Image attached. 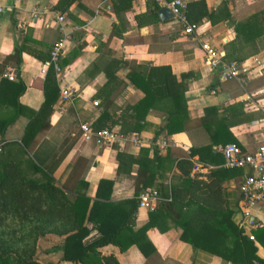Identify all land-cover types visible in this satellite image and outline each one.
Masks as SVG:
<instances>
[{
    "label": "crops",
    "instance_id": "obj_1",
    "mask_svg": "<svg viewBox=\"0 0 264 264\" xmlns=\"http://www.w3.org/2000/svg\"><path fill=\"white\" fill-rule=\"evenodd\" d=\"M107 4L110 6L109 0H0V80L16 71L14 79L6 78L0 89V116L12 114L11 107L4 103L10 96L6 89L10 82L19 79L24 86L18 96L21 112L7 126L0 145V167L14 164L27 178L40 179L45 174L56 185L66 183L83 190L90 199L94 198L98 180L109 179V198L119 200L134 196L137 164L132 163L126 173V166L117 167L116 152L135 157L144 149L147 157L158 154L161 165L143 188L173 184L179 189L178 202L184 213L190 209L194 214L210 216V224L227 218L248 236H253L251 231L257 227L264 229V201L251 209L250 220L258 226L242 224L238 186L249 168L224 167L221 155L213 150L217 144L233 143L242 153L251 154L263 143L264 0L190 1L186 16L198 28L189 36L181 33L172 17H158L160 6L155 0H132L117 16L111 7L110 11L101 8ZM57 14L63 15L61 27ZM63 35L67 37L59 59L63 75L60 82L55 77L58 93L49 125L25 148L21 143L24 126L34 118V112L39 115L44 98L46 73L40 72L41 64L48 58L51 45ZM203 40H209L221 57L233 49L246 55L235 63L239 71L234 77L220 80L218 68L206 64L199 47ZM235 40L233 48L230 45ZM18 48L16 63L13 53ZM61 87H69L71 92L60 106ZM161 93L165 94L158 96ZM93 101L98 105L93 106ZM104 106L109 116L131 106L128 112L140 125V145L95 147L80 139L78 124L92 126ZM179 108L187 119L184 129L170 134L162 130L155 136L167 113ZM155 138L166 140L167 145L154 149L151 142ZM191 149L196 151L189 155ZM185 158L212 168L204 174H192L189 169V182H183L177 162ZM79 159L84 161L81 170L82 162L76 163ZM72 166L78 167V175L69 176ZM150 210L136 208L132 230L147 221ZM179 233L180 229L168 221H158L145 232L154 248L148 256L134 244L123 251L106 244L97 251L99 255H112L117 264H240L182 241ZM97 237L92 233L87 241ZM63 238V234L55 233L39 236L35 244L37 260L41 264H78L61 260L60 250L47 252L60 245ZM254 246L256 257L264 264V246L258 241ZM252 264L257 263L252 260Z\"/></svg>",
    "mask_w": 264,
    "mask_h": 264
},
{
    "label": "trees",
    "instance_id": "obj_2",
    "mask_svg": "<svg viewBox=\"0 0 264 264\" xmlns=\"http://www.w3.org/2000/svg\"><path fill=\"white\" fill-rule=\"evenodd\" d=\"M131 1L109 0L115 16L128 9ZM235 30L236 34L240 32L239 24L235 26ZM252 41L253 39L250 42L252 43ZM236 42L235 40V43L233 42L230 46L234 48ZM17 50L19 48L15 49L13 53L16 63L19 60ZM237 51L234 49L231 52L225 51L221 60L227 63L241 62L246 58V55H240ZM71 57L69 56V58ZM6 80V77L1 78L0 89ZM10 85V88H6L9 90L10 96L5 98L4 103L11 107L12 114L0 116V145L3 142V135L7 126L13 123L21 112L18 96L23 91L24 86L19 79L10 82ZM42 92L44 98L39 108L41 118H38V113L34 112V118L30 117L24 126L21 143L25 148L33 141L37 132L49 125L51 106L58 93L55 75L51 68L47 70L44 76ZM164 94L161 93L158 96ZM137 106L139 107V104ZM129 109L131 106H124L117 115L109 116L104 106L92 126L90 124V128L96 131L117 124L121 134L136 137L140 125L137 122V117L128 112ZM35 114L37 115L34 116ZM185 119L186 115L184 111L180 113V108L177 111L168 112L166 122L162 127L155 130L154 135L156 136L162 130L166 134L175 130H183L184 121L187 120ZM174 124H178V126H174ZM152 147L156 148L153 145ZM195 151L196 149L189 150V155ZM144 153L146 152L143 149L139 155L133 157L120 150L116 152L117 167L126 166V173H128L132 163L137 164L133 178L134 196L119 200L109 198L112 185V180L109 179L98 180L94 198L90 199L83 190L74 189L73 185L70 186L66 183L61 186L56 185L45 174L40 179L27 178L20 173L14 164L0 167V264H41L34 257L35 244L37 238L46 233L64 235L61 244L49 248L47 252L60 250L61 260L78 264H117L112 255H99L97 249L106 244L116 246L119 251H123L129 245L134 244L143 256H148L154 248L148 241L145 232L148 228L156 226L158 221H168L172 226L178 227L180 229L179 238L182 241L202 247L225 259L240 264H252V260H255L257 264H261L262 261L255 255L254 245L255 241H258L264 246L263 228L253 229L251 231L253 239H249L248 235L242 232L241 227L233 225L227 218L224 220L220 218L222 222L217 221L210 224V216L194 214V211L191 212L190 209V212L185 211L184 213L178 202L179 189H176L173 184L155 186L160 199L154 208L148 212L147 221L137 229L132 230L131 226L137 208L136 196L148 183V180L157 173L161 165L158 154L153 153L151 157H147ZM80 160L76 163L82 162L81 170L84 161ZM177 167L180 174L184 176L182 181L189 182L187 175L191 168V162L187 158L180 159L177 162ZM77 168V166H72L69 176L78 175ZM215 170L222 171L223 169ZM78 183L85 189L84 181L79 179ZM162 196L169 198V200ZM184 205L189 206L188 201H185ZM199 207L204 209L201 205ZM159 228L164 230L167 225L164 229ZM92 233H96L98 237L93 241H87ZM94 255L97 258H94Z\"/></svg>",
    "mask_w": 264,
    "mask_h": 264
},
{
    "label": "built area",
    "instance_id": "obj_3",
    "mask_svg": "<svg viewBox=\"0 0 264 264\" xmlns=\"http://www.w3.org/2000/svg\"><path fill=\"white\" fill-rule=\"evenodd\" d=\"M160 7H166L171 13V17L174 19L180 31L183 35L189 36L194 33L198 25L194 22H190L186 16V5L190 1L197 0H155ZM104 11H110L109 4L105 5ZM1 11V6H0ZM98 11L95 10V12ZM56 20L59 27L63 23V15L57 14ZM66 36L59 37L50 47L48 58L42 62L40 72L45 74L48 68H51L54 75L59 82L62 79V69L59 65V59L65 50ZM199 47L203 52V57L206 64L210 68H218V76L220 80H226L234 77L239 68L233 62H222L219 52L209 43V40H203L199 42ZM5 77L9 80H13L15 75L12 71L5 74ZM71 90L69 87H61L59 89L58 100L60 106L65 104L69 98ZM213 92V91H211ZM93 106H97L98 102L93 101ZM79 137L84 142H92L95 147H106L116 143L119 146L129 144L132 146H138L141 144V139L136 137H128L119 132V126L113 125L111 127H104L93 131L90 125L86 122L78 124ZM264 137V131H263ZM151 145L155 147H165L167 141L162 138H155L151 142ZM213 150L220 154L222 157V164L227 168H240L247 167L249 172L246 173L238 186V191L241 201V217L242 224L247 223L248 226H258L257 223H253L250 220L251 209L256 204L264 201V140L261 146H259L253 153L244 154L240 151L239 147L233 143L217 144L213 146ZM212 168L211 165L202 163L200 161L192 160L190 172L192 174H204ZM137 207L141 209H152L155 202L160 197L156 188H143L137 196ZM249 239H253L252 235L248 236Z\"/></svg>",
    "mask_w": 264,
    "mask_h": 264
},
{
    "label": "water",
    "instance_id": "obj_4",
    "mask_svg": "<svg viewBox=\"0 0 264 264\" xmlns=\"http://www.w3.org/2000/svg\"><path fill=\"white\" fill-rule=\"evenodd\" d=\"M157 14L160 19L171 18V13L166 7H159L157 9Z\"/></svg>",
    "mask_w": 264,
    "mask_h": 264
},
{
    "label": "rangeland",
    "instance_id": "obj_5",
    "mask_svg": "<svg viewBox=\"0 0 264 264\" xmlns=\"http://www.w3.org/2000/svg\"><path fill=\"white\" fill-rule=\"evenodd\" d=\"M34 257H35V253H34ZM36 258V257H35ZM37 259V258H36Z\"/></svg>",
    "mask_w": 264,
    "mask_h": 264
}]
</instances>
